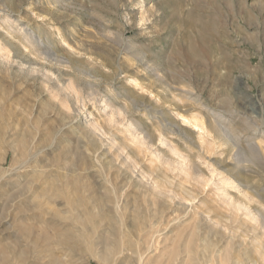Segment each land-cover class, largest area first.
<instances>
[{"label": "rangeland", "instance_id": "374dc122", "mask_svg": "<svg viewBox=\"0 0 264 264\" xmlns=\"http://www.w3.org/2000/svg\"><path fill=\"white\" fill-rule=\"evenodd\" d=\"M0 61V264L264 258V229L231 205L264 206L251 193H264V167L230 155L249 157L264 125V0H0ZM171 100L241 148L182 122ZM167 123L177 133L159 140ZM164 173L161 196L138 183Z\"/></svg>", "mask_w": 264, "mask_h": 264}, {"label": "bare ground", "instance_id": "6f19581e", "mask_svg": "<svg viewBox=\"0 0 264 264\" xmlns=\"http://www.w3.org/2000/svg\"><path fill=\"white\" fill-rule=\"evenodd\" d=\"M74 54V53H73ZM38 55V54H37ZM16 57H19L18 55H16ZM142 60V59H141ZM1 62V61H0ZM30 62H32V61H30ZM33 64H35L36 63V61H34L33 60V62H32ZM1 64H3V65H5L6 66V64L7 63H5V62H1ZM154 65V64H153ZM157 65V64H156ZM41 66V65H40ZM39 66V67H40ZM148 66V65H147ZM148 68V67H147ZM156 68L154 67V70H155ZM33 70H36L34 67H30V69H29V72L31 71H33ZM148 70V69H147ZM157 70H158V66H157ZM156 71V70H155ZM148 72V71H147ZM151 72V71H150ZM156 73V72H155ZM44 75V78H46V79H51V77L49 76V75H47V74H43ZM154 75V74H153ZM146 76V75H145ZM158 78V77H157ZM160 78V77H159ZM135 81V80H134ZM161 81V80H160ZM135 84H137V85H140V88L141 89H144V90H146V91H148L149 93H151V94H153V92H154V94L156 95H159V93L160 92H158L157 90L156 91H153V90H151L150 89V87L148 86V85H146V84H143V83H137V82H135ZM151 86V85H150ZM170 86H172V85H170ZM177 86V85H176ZM181 86V85H180ZM182 87V88H181ZM181 87H169V90H171V95L173 96V97H178V96H180V95H182V94H186V93H189V95H190V93H191V90L189 89L190 87H188V88H186L185 89V87L184 86H181ZM184 87V88H183ZM168 88V87H167ZM153 91V92H152ZM175 92V93H174ZM192 92H194V91H192ZM179 93H180V95H179ZM182 93V94H181ZM194 94V93H193ZM138 95H140V97H144L140 92H139V94ZM197 95V94H196ZM66 96H68V95H66ZM164 96H165V94H164ZM227 96V95H226ZM181 97V96H180ZM182 98V97H181ZM198 98V97H197ZM228 98V97H227ZM3 99V93L0 95V100H2ZM188 99V98H187ZM195 99V98H194ZM226 99V98H225ZM195 101H196V99H195ZM229 103V102H228ZM233 103V102H232ZM152 104V103H151ZM144 105V104H143ZM180 104H178V102H176L175 100L174 101H170V106H172L173 107V109H175L176 111H177V114H179V116L182 118V122H188V123H190V124H192V125H194V126H197V127H199L203 132H205V133H207L208 135H211V133L213 134V139H215L216 140V143H217V146H221V145H224V146H226V150H232L233 151V149L234 148H237L238 150L241 148L240 147V145H238V143H235L236 141L234 140V142L233 141H231V139L228 137V134H226V129H225V127H224V129L226 130H223L222 129V127H220L219 126V124H216L213 120H210V119H206V121L204 120H202V119H200L199 117L197 118V116L196 115H194V114H187V112L185 113L183 110H181L182 108L179 106ZM184 105V104H183ZM229 106H230V104H228ZM202 106V105H201ZM183 107V106H182ZM153 109H155V107H153ZM192 110V109H191ZM221 110V109H220ZM220 110H218V111H220ZM224 110V109H223ZM222 110V111H223ZM183 111V112H182ZM224 111H226V110H224ZM231 111H233V110H231ZM127 112V111H126ZM157 113L158 112H160V113H162V114H164V116H166V115H168V111L166 110V109H161V110H159V111H156ZM190 113V112H189ZM213 113V112H212ZM218 113V112H217ZM224 113H226V112H224ZM234 113V112H233ZM219 114V113H218ZM217 114V115H218ZM230 114V113H229ZM231 115V114H230ZM233 115H235V113L233 114ZM171 117V116H170ZM208 117V116H207ZM220 120V119H219ZM231 120V119H230ZM250 120V119H249ZM216 121H217V119H216ZM221 121V120H220ZM168 122H170V121H168ZM205 122V123H204ZM252 122V121H251ZM132 123H135V122H131L130 124H132ZM129 124V123H128ZM170 124H171V122H170ZM170 124H164L163 125V130H160V132H158V135L156 136V137H158V139L159 140H163V136L165 137V134L166 133H173V134H176L177 132L175 131V127L173 128ZM180 124V123H179ZM7 125V124H6ZM9 125V124H8ZM17 125V124H16ZM19 125V124H18ZM134 125V124H133ZM132 125V126H133ZM136 125V124H135ZM162 125V124H161ZM246 125V124H245ZM258 124H256V126H257ZM262 125V124H261ZM131 126V125H130ZM139 126V125H138ZM259 127V126H258ZM257 127V128H258ZM93 128H94V130H96V128H98V126L97 125H94L93 126ZM5 130H6V128H4ZM3 129V130H4ZM140 129V131L141 132H143V134H144V137H145V139L147 140V141H149L150 143L151 142H153L154 141V139H155V135H153V134H151V133H149L148 131H144L141 127L139 128ZM180 129V128H179ZM254 129V128H253ZM9 130V129H8ZM158 130V129H157ZM236 130V129H235ZM85 131L86 132H88V133H90L91 134V132H92V130L90 129V127H85ZM159 131V130H158ZM254 131H255V129H254ZM75 132V131H74ZM183 132V131H182ZM229 132V131H228ZM1 133V132H0ZM198 133V138L199 139H197V140H201V136H200V133L199 132H197ZM232 133V132H231ZM8 134V133H7ZM186 134V133H185ZM11 135V134H10ZM181 135V134H180ZM188 135V134H187ZM187 135H185L184 137L185 138H183V140H184V142L185 141H189L188 140V138L186 137ZM2 136V135H1ZM3 136H5V135H3ZM193 136V135H192ZM232 136H234V133H233V135ZM179 137V136H178ZM233 138V137H232ZM139 139V138H138ZM181 139V138H180ZM247 139V138H246ZM248 139H249V137H248ZM251 140H252V138H250ZM95 140V139H94ZM145 140V141H146ZM191 140V139H190ZM256 140V139H255ZM255 140H252L248 145H247V147H245V149H247L248 150V152H249V157H246V158H243V159H240V158H237V156L240 154V153H238V152H235V153H231L230 155H231V157H233V155H234V162L235 163H241L243 160H246V161H248V162H250V163H253V164H260L261 166H263L264 167V125H262V128H259V131H258V140L257 141H255ZM96 141V140H95ZM250 140H248V142H249ZM197 142H199V141H197ZM196 141H194V142H192L191 141V143H194V144H199V143H197ZM96 143H97V141H96ZM190 143V142H189ZM152 144V143H151ZM202 146V145H201ZM169 147L171 148L170 150H168V152L170 151V152H172V153H175V154H177L178 156H180V154H178L177 153V151L176 150H174V149H172V147L169 145ZM185 148V147H184ZM243 148V147H242ZM36 149H38V148H36ZM35 149V150H36ZM161 150V149H160ZM163 150V149H162ZM38 151V150H37ZM201 151V150H200ZM242 151H244V150H242ZM35 151H33V153H34ZM162 152H164V154L166 155V157H168V158H164V160H163V162H167V163H169L168 162V160L167 159H170V160H174V161H176L175 159H173L169 154H168V152L166 151V150H163ZM99 153V152H98ZM36 155V154H35ZM32 156H34V155H32ZM131 156V155H130ZM163 156V155H162ZM97 157V156H96ZM196 157H198L199 158V154H196ZM99 159V158H98ZM104 159V158H103ZM101 160V159H100ZM169 160V161H170ZM227 160V159H226ZM110 161V160H109ZM225 161V158H219V157H215V158H213V165H217V166H219L221 163H223ZM101 162H102V160H101ZM193 162V170H192V175H194V177H199V173H200V171L202 170L200 167H199V165H198V161L196 162V160L195 161H192ZM171 163V162H170ZM178 163V162H177ZM101 164V163H100ZM127 165H128V167H130L131 165L129 164V163H127ZM145 168V167H144ZM232 169H227V170H225V172H226V174L227 175H232L233 177H234V179H235V181L237 182V184L238 185H240V186H244V187H247V188H251V187H249V186H246V184H244L243 182H242V179L240 178V176H239V174H238V172L237 173H232L233 171H231ZM143 172V171H142ZM141 172V173H142ZM148 173H149V175H151L153 172H154V169H150V170H148L147 171ZM146 175V174H145ZM143 177V176H142ZM168 177L169 176H167L165 173L163 174V177L161 178V179H159V180H155L154 179V181H152L151 183L149 182V183H147V182H145V181H143V180H139L138 181V183L144 188V189H150L151 190V192L152 193H156V194H158L159 196H161V195H163L164 194V192L162 191V189H161V187L165 184V183H170V181H169V179H168ZM1 178V177H0ZM156 178H157V175H156ZM133 179V178H132ZM131 179V180H132ZM158 179V178H157ZM130 180V179H129ZM172 180V179H171ZM17 183V182H16ZM161 185V186H160ZM180 187H181V190H184V187H183V185L181 184L180 185ZM262 190V189H261ZM261 190L258 188V189H252V191H251V193H252V195H254V196H256V197H258L261 201H263L264 202V193L262 194V192H261ZM0 193H1V191H0ZM184 193L186 194V196L189 198V202L191 203V201L190 200H192V198H194L195 196V194L193 195L192 193H190V192H188V191H186V189L184 190ZM198 194V193H197ZM9 195V194H8ZM10 197V196H9ZM8 196L5 198V200L6 199H10ZM12 197H13V195H12ZM198 198V196L196 197V199ZM251 199H252V197H251ZM11 200V199H10ZM199 200V199H198ZM238 200H239V202L238 203H236V204H232L231 203V205L233 206V208H234V210L235 211H239V210H242V212L245 214V217L246 218H248L249 220H251L253 223H255V224H257V223H260V226H261V228H263L264 229V206H261V207H259V206H257V205H252V206H250L249 204H248V201L247 200H245V199H242V198H238ZM254 200V199H253ZM187 201V202H188ZM193 201H195V199L193 200ZM187 202H185V203H187ZM235 202V201H234ZM259 202V201H258ZM5 205V201L2 203V205ZM202 204V203H201ZM264 204V203H263ZM3 205V206H4ZM189 205V204H188ZM181 206L183 207V206H187L186 204H181ZM200 214V213H199ZM261 219V221H259L258 222V219ZM159 241V240H158ZM159 243V242H158ZM189 243V242H188ZM193 244V243H192ZM193 246V245H192ZM187 248H188V246H187ZM189 249V248H188ZM191 250V249H190ZM152 251V250H151ZM189 251V250H188ZM191 252V251H190ZM255 252L257 253V255H259V257L257 256V260L255 259V262H256V264H264V258H261L260 256H261V252H260V248L258 247L256 250H255ZM152 255V254H151ZM150 256V255H149ZM148 257V256H147ZM3 264H8V263H3ZM255 264V263H254Z\"/></svg>", "mask_w": 264, "mask_h": 264}]
</instances>
